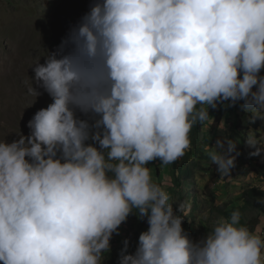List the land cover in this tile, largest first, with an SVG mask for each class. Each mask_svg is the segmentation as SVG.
I'll use <instances>...</instances> for the list:
<instances>
[{"label":"clouds","instance_id":"obj_1","mask_svg":"<svg viewBox=\"0 0 264 264\" xmlns=\"http://www.w3.org/2000/svg\"><path fill=\"white\" fill-rule=\"evenodd\" d=\"M34 65L27 94L52 103L27 137L0 141V264H103L132 214L148 228L119 264H264L261 229L239 211L193 242L189 203H170L148 167L182 157L210 108L243 102L264 119V0H95ZM258 133L251 156L264 153ZM238 143L206 145L221 179Z\"/></svg>","mask_w":264,"mask_h":264},{"label":"rangeland","instance_id":"obj_2","mask_svg":"<svg viewBox=\"0 0 264 264\" xmlns=\"http://www.w3.org/2000/svg\"><path fill=\"white\" fill-rule=\"evenodd\" d=\"M95 0H0V141L11 143L21 133L30 134L28 122L34 114L52 103L51 97L37 87L41 95L37 98L27 94V88L34 80L33 67L39 60L44 63L47 52L56 51L69 30L75 27L90 10ZM264 75V71L261 73ZM238 102L233 107L209 109L210 119L202 127L193 126L189 136L191 146L178 158L184 169L194 172L190 184L181 177L182 184L175 183L173 164L162 165L152 162L153 180L161 184L170 195V203L187 201L183 229L193 242H198L211 231L214 222L225 217L227 205L231 203L240 209L241 219L249 229H261L264 236V214L262 203L247 194L249 189L264 190V175L257 172L264 169V153L251 156L255 149L246 143L249 130L257 131L264 143V119L251 120L250 114ZM81 119L85 117L80 115ZM223 122V125H221ZM223 127V128H222ZM224 138L239 141L235 167L228 177L221 179L212 164L206 145L215 147ZM236 155V153H233ZM149 164L148 166H151ZM159 172V174L157 173ZM234 212V211H233ZM227 218V217H226ZM144 219L135 214L119 228V235L113 234L110 252L105 253L103 264H119L115 259L123 241H128L127 254L134 253L139 235L146 231Z\"/></svg>","mask_w":264,"mask_h":264},{"label":"trees","instance_id":"obj_3","mask_svg":"<svg viewBox=\"0 0 264 264\" xmlns=\"http://www.w3.org/2000/svg\"><path fill=\"white\" fill-rule=\"evenodd\" d=\"M227 103V102H226ZM219 107H221V109H226L223 105H218ZM196 128H201L202 127V124H196L194 125ZM154 162H157V161H154ZM173 178L175 180V183L178 184V185H181L182 184V180H181V177L183 176L184 177V180H185V183L186 184H190L191 181L193 180L194 178V172L188 167L187 169H184V164H181L179 159L175 160L173 163ZM152 164L151 166H148L151 170H152ZM233 170H234V167H233ZM257 172L260 173V174H263L264 175V169L262 167H259L257 169ZM157 173L159 174V172L157 171ZM247 194L253 198H256V199H263L264 200V190H261V189H249ZM228 207V211H224V216L225 217H230L231 213L233 211H241L240 209H238V207H235L232 203L230 205H227ZM261 212L264 214V204H263V207L261 208ZM133 215V214H132ZM131 216V215H129ZM241 223H243L242 219H241ZM143 227H147L148 224H147V221L146 219H144L143 223H142ZM184 225V224H183ZM182 225V227H183ZM252 230V229H251ZM124 247L121 246L119 248V253L115 259V262H119V254H120V251L121 249ZM136 250V248H135ZM134 250V252H135ZM127 252H128V249H127ZM127 254V253H126ZM132 254H133V250H132Z\"/></svg>","mask_w":264,"mask_h":264}]
</instances>
